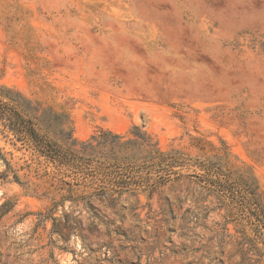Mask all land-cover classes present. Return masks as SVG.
Masks as SVG:
<instances>
[{
  "label": "rangeland",
  "instance_id": "374dc122",
  "mask_svg": "<svg viewBox=\"0 0 264 264\" xmlns=\"http://www.w3.org/2000/svg\"><path fill=\"white\" fill-rule=\"evenodd\" d=\"M0 264H264V0H0Z\"/></svg>",
  "mask_w": 264,
  "mask_h": 264
},
{
  "label": "trees",
  "instance_id": "16d2710c",
  "mask_svg": "<svg viewBox=\"0 0 264 264\" xmlns=\"http://www.w3.org/2000/svg\"><path fill=\"white\" fill-rule=\"evenodd\" d=\"M131 133L135 136V138H128L126 140L124 136H121L119 134H113L111 131L108 133H103L99 137L93 136L92 140L97 142V145H107L109 147V150L113 152V157L111 160L114 163H120L124 161L125 159H128L125 156L123 158H119L118 152L120 150L125 149H135L136 147L139 148L144 154V159H155L158 158L159 162L162 164L165 161H168L167 154L165 152H162L157 147L158 143L153 142V137L149 135L146 131L141 130L138 126H134ZM107 136H110L111 139H108ZM87 145H92V143H88ZM134 155V154H133ZM133 157V156H132ZM111 186H107L103 193L106 196L112 195L111 193H120L122 194L124 191H126L127 185L121 184V182L112 180Z\"/></svg>",
  "mask_w": 264,
  "mask_h": 264
}]
</instances>
